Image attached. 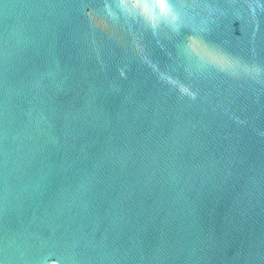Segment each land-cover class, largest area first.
Masks as SVG:
<instances>
[{"label": "water", "instance_id": "obj_1", "mask_svg": "<svg viewBox=\"0 0 264 264\" xmlns=\"http://www.w3.org/2000/svg\"><path fill=\"white\" fill-rule=\"evenodd\" d=\"M0 264H264V0H0Z\"/></svg>", "mask_w": 264, "mask_h": 264}]
</instances>
